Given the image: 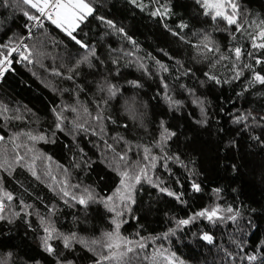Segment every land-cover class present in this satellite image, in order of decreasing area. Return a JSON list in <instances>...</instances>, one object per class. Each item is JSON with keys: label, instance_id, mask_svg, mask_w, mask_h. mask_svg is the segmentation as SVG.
Here are the masks:
<instances>
[{"label": "trees", "instance_id": "trees-1", "mask_svg": "<svg viewBox=\"0 0 264 264\" xmlns=\"http://www.w3.org/2000/svg\"><path fill=\"white\" fill-rule=\"evenodd\" d=\"M86 2L73 40L0 0V264H264V0L239 31L202 0Z\"/></svg>", "mask_w": 264, "mask_h": 264}, {"label": "snow or ice", "instance_id": "snow-or-ice-1", "mask_svg": "<svg viewBox=\"0 0 264 264\" xmlns=\"http://www.w3.org/2000/svg\"><path fill=\"white\" fill-rule=\"evenodd\" d=\"M136 0H133V3H135ZM23 4L29 5L32 9H35L39 15H29L27 12L24 13L25 16L28 17L29 20L33 21H39L41 17H44L45 19L51 21L52 24H55L57 27L64 30L73 40H76V37L73 36L72 32L79 27L81 23L84 22L86 17L90 15L93 12V9L90 7V5L86 2V0H22ZM203 6L206 9L205 14H212V19L215 20L218 17L225 20L229 25H236L237 31L241 29V25L238 23V11H239V5L236 3V0H202ZM230 10V11H229ZM167 13V9L165 10V14ZM157 12H153L152 15H157ZM102 19V18H101ZM109 25L112 24L111 21L107 22ZM261 30L258 32V36L254 37L253 39H259L261 41H264V21H261ZM180 27H186V25H181ZM120 31H123L122 29ZM77 43H80V41H76ZM6 47V46H5ZM254 48L258 49H264V42L262 43H254ZM17 51L16 48L11 49V52ZM11 53H9L10 55ZM234 54L237 59L240 58L242 52L239 47L234 49ZM251 55V54H250ZM0 56H3L2 59H0V76L3 75L5 71L8 70V67L11 65V60L9 59V56H4L3 53H0ZM24 59H27V57H24ZM87 59V58H85ZM262 61L256 60V63L259 64ZM245 67H250V65H245ZM239 76V73H237V77ZM211 79L215 80L216 78L210 77ZM71 79V77H69ZM255 80L260 82L261 84H264V76L256 74ZM219 82V81H217ZM6 110V109H5ZM238 119H242L238 118ZM59 127V125H57ZM169 136L174 135V133L168 134ZM2 139V137H0ZM32 139H37V137H32ZM39 139H43V137H39ZM147 151V149L145 150ZM147 158V157H146ZM123 159V157H122ZM155 159V158H153ZM152 167H155V164L152 165ZM140 171L142 173L145 172L144 168H141ZM121 179V185L124 186V188L128 191L131 190L132 185H129L125 182V177H128V173L124 172L120 174ZM135 180L137 183L140 181V177H135ZM192 189L194 191L199 192L201 190L200 185L193 182L192 183ZM87 191V190H86ZM161 192H166L169 196H176L177 199H180L179 196H177L175 193L169 191L166 188H161ZM216 192H219V189H215ZM117 192H120V189H117ZM12 197L11 195H8V199L10 200ZM88 199H93L91 193L88 195ZM109 201L112 199V197L107 198ZM121 199H131V196L124 197L121 195ZM79 203L86 204L87 201L84 198H81L79 200ZM0 210H2V204H0ZM112 211H115L114 209H110ZM229 212L232 211V208L228 209ZM218 209L212 208L211 210L205 209L195 214V216L198 217H206L209 220H212L214 217L217 216ZM121 213L117 212L116 216L119 217ZM3 217H0L2 219ZM195 217H190L189 219H182L178 221L179 225H187L191 222L192 219ZM235 217H233L234 219ZM112 223L115 225V232H106L105 236L108 238L110 243L107 244L108 248H120L121 244H131L132 241L127 240L124 237H121L119 235V229H120V223H118L115 219L112 221ZM45 231H48L45 229ZM171 231V230H170ZM168 233H164V236H167ZM74 238V236H73ZM69 237H64V244L65 247L69 246ZM204 240H207L211 242L212 237L205 234L203 236ZM83 242V241H81ZM93 243H96V241H93ZM44 244L46 246V250L49 252H52L53 249L50 245H48V237L44 239ZM140 247H144L143 244L140 245ZM127 251H132L131 248H128ZM116 253H113L112 256H104L102 259L108 260L112 259ZM123 255V253H121ZM249 260H255V256H249Z\"/></svg>", "mask_w": 264, "mask_h": 264}, {"label": "rangeland", "instance_id": "rangeland-1", "mask_svg": "<svg viewBox=\"0 0 264 264\" xmlns=\"http://www.w3.org/2000/svg\"><path fill=\"white\" fill-rule=\"evenodd\" d=\"M30 168H34V167H30ZM125 194H126V189L124 188V186L121 188L120 192L118 193V195H116L115 197H113L112 199V203L115 204V203H118L120 202L122 199H121V195H123L125 197Z\"/></svg>", "mask_w": 264, "mask_h": 264}, {"label": "built area", "instance_id": "built-area-1", "mask_svg": "<svg viewBox=\"0 0 264 264\" xmlns=\"http://www.w3.org/2000/svg\"><path fill=\"white\" fill-rule=\"evenodd\" d=\"M39 15V14H38ZM45 19L44 17H41V19L39 21H35V24H41V20Z\"/></svg>", "mask_w": 264, "mask_h": 264}]
</instances>
